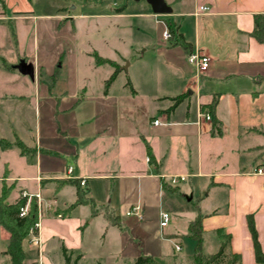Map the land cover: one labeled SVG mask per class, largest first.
Listing matches in <instances>:
<instances>
[{"label": "crops", "instance_id": "0c3cea01", "mask_svg": "<svg viewBox=\"0 0 264 264\" xmlns=\"http://www.w3.org/2000/svg\"><path fill=\"white\" fill-rule=\"evenodd\" d=\"M165 1L173 13L164 15L160 24L163 33L168 25L175 38L160 42L158 51L177 92L155 96L153 110L141 123L118 109L115 80L105 92L114 67L97 65L92 54L116 62L121 71L118 58L104 57L95 49L87 52L95 66L111 68L95 92L97 86L92 87L87 76L78 85L69 82L61 74L60 57L37 60L50 82L42 95L34 65V121L22 117L21 105L16 107L30 94L21 88L13 94L0 90V188L18 190L6 203H16L23 192L40 193L55 213H43L40 248L29 244V236L24 241L25 264H66L63 249L72 253V260L80 256L78 264H84L94 225L105 244L114 246L106 250L111 264H132L141 254L165 262L187 260L196 249L189 226L198 216L205 255L217 253L229 236L228 251L239 255L241 264H264L256 261L248 226L252 216L264 253V44L252 36L255 16L264 15V0ZM5 3L0 0L1 20L6 18ZM201 6L209 10L199 12ZM193 51L211 59L201 76L188 62ZM1 73L14 82L23 80L4 66ZM123 88L132 99L139 95L130 78ZM181 96L174 105L172 99ZM214 100L213 120L219 130L213 121L197 124L200 112ZM156 119L164 124L153 125ZM172 176H185L186 181L171 186ZM66 188H73V200L60 204ZM78 193L88 204L70 210ZM164 203L168 211H163ZM97 204L109 211L123 206L125 212L110 220ZM88 205L93 210L81 216L79 208ZM135 206L142 208L141 217L127 215ZM162 212L171 216L167 227L160 226ZM4 233L0 263L8 264L4 252L9 235ZM99 260L96 264H104Z\"/></svg>", "mask_w": 264, "mask_h": 264}, {"label": "rangeland", "instance_id": "374dc122", "mask_svg": "<svg viewBox=\"0 0 264 264\" xmlns=\"http://www.w3.org/2000/svg\"><path fill=\"white\" fill-rule=\"evenodd\" d=\"M5 5L6 18L0 19V66L13 71L23 80L14 82L13 77H5L1 73L0 90L13 94L21 88L30 94L22 104L18 102L16 105L23 107L21 113L24 119L34 121L37 117L34 107L36 84L29 76L20 73L18 67L21 63L35 65L36 78L38 80L39 72V81L43 84L40 85L42 95L47 91L44 85L50 82V77L44 70L41 71L37 60L46 58L50 62L58 57L63 63L61 74L68 77L69 82L70 79L75 80L78 85L80 79L87 76L92 87L97 86V89H93L95 92L99 81L107 78L111 68H97L87 55L92 49L104 57L118 58L122 73L113 83V97L121 101L118 109L123 114L134 116L140 123L153 110L152 99L155 96L177 92V84L169 80V69L158 51L160 42L165 39L164 35L162 37L164 26L160 24L165 16H155L146 0H6ZM187 5L190 7L191 2ZM123 6V10H115ZM136 56L142 58L135 60ZM129 78L139 93L133 99L123 88ZM72 189L66 188L62 192L60 204L73 200ZM16 192L17 189L10 191L6 201ZM169 207V204L164 203L163 211H168ZM115 209L109 211L97 204V210L104 212L110 220L112 216L125 212L123 206ZM89 210H93L90 205L80 207L78 213L83 216L90 213ZM50 213L55 216L53 209ZM89 232L91 239L87 243L88 256L84 264H96V258L101 263L111 264L106 250L114 246L105 244V238L100 236L97 226H92ZM4 237V229L0 226V250L4 245ZM165 263L191 264L189 260L179 258Z\"/></svg>", "mask_w": 264, "mask_h": 264}, {"label": "trees", "instance_id": "16d2710c", "mask_svg": "<svg viewBox=\"0 0 264 264\" xmlns=\"http://www.w3.org/2000/svg\"><path fill=\"white\" fill-rule=\"evenodd\" d=\"M122 10V9H119ZM254 31L252 36L255 37L260 43L264 44V15H256L254 18ZM167 29L171 34V41L174 40L175 34L173 30L167 25ZM95 63L97 65L109 64L114 67V72L111 77L107 80L105 85V92H107L111 83L116 79L120 72V66L110 60H106L101 58L96 52L92 54ZM128 87L132 89L130 81L127 83ZM183 97H177L172 99L174 101V105L179 104L182 101ZM217 101L214 100L212 104L208 107L203 108L206 112L210 113L212 116L213 126L216 130H219L217 121L213 120V112ZM22 152H25L26 148L22 145L21 142L16 141L15 143ZM76 182H74L75 184ZM77 184V183H76ZM167 187V185H164ZM10 190L2 189V193L0 194V226L4 228V230L9 235V244L7 250L4 252V255L8 257V264H25V251H24V241L28 237L30 230L35 226L38 222V204L36 198H32L28 213L25 217H20L19 212L20 208L26 204V200L20 198L14 204H7L6 198L7 194ZM88 204V201H85L84 195L78 193V198L76 202L70 206V210L75 208L76 206ZM92 204V203H91ZM248 226L250 229V233L252 235L255 257L258 263H264V253L262 252L259 240L258 233L255 227L254 220L252 216L248 217ZM190 237L196 241V249L195 253L192 257L187 260L190 261L191 264H241V258L239 255L231 254L229 250V236L225 237V240L220 246V249L217 253L213 255H205L202 250L203 246V234L204 230L202 229L201 217L192 222L189 226ZM63 255L66 264H78V260L81 258L77 257L75 260H72V253H69L66 249H63ZM132 264H166L165 261L141 254L139 255Z\"/></svg>", "mask_w": 264, "mask_h": 264}, {"label": "built area", "instance_id": "2783aa9c", "mask_svg": "<svg viewBox=\"0 0 264 264\" xmlns=\"http://www.w3.org/2000/svg\"><path fill=\"white\" fill-rule=\"evenodd\" d=\"M208 10H209V8L205 7V6H201L199 8V12H206ZM163 35H164V38L167 39V40H170L172 38L171 34L169 33L167 28L165 29ZM188 62L194 68V70L196 72V75L197 76H201V75H203L204 73H206L208 71V69L210 67L211 59H210V57L202 54L199 51H193V52H191L188 55ZM203 121L211 122L212 121L211 114L208 113V112H200L199 120L197 121V124L201 125V123ZM163 124L164 123L161 122L159 119H156L153 122V125H155V126H159V125H163ZM72 171H73V168L70 167L68 172L72 173ZM258 172L260 174L262 173L261 170H259ZM184 181H186V177L185 176H172V177L169 178V184L171 186H177L180 182H184ZM80 185L81 186H85L86 185L85 181L82 180L80 182ZM21 198L26 200V204L23 207L20 208V212H19V216L20 217H25L27 215L28 209H29V205H30V202H31L32 198H36V200H37V204H38V222L30 230V233H29L28 236H29V243H31L35 247L40 248L42 243H41L39 231H40V228H41V220L43 218V213H44L45 210H52L53 206H52V204H45L40 193L31 194L29 192H23L21 194ZM141 211H142V208L140 206H135V207L131 208V210H129L127 212V215L128 216L135 215V216L141 217V215H142ZM57 217L58 218H62V215H58ZM160 219H161L160 226L161 227H167L168 224L171 221V216L167 212H162L161 215H160ZM177 250H180V248L177 247Z\"/></svg>", "mask_w": 264, "mask_h": 264}, {"label": "water", "instance_id": "95a60500", "mask_svg": "<svg viewBox=\"0 0 264 264\" xmlns=\"http://www.w3.org/2000/svg\"><path fill=\"white\" fill-rule=\"evenodd\" d=\"M146 2L151 6L153 13L157 16L170 15L173 13V9L165 0H146ZM18 69L21 74L29 76L31 79L35 78V68L32 64L23 62Z\"/></svg>", "mask_w": 264, "mask_h": 264}]
</instances>
